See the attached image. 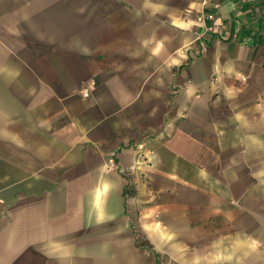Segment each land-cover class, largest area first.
<instances>
[{
	"label": "crops",
	"instance_id": "crops-1",
	"mask_svg": "<svg viewBox=\"0 0 264 264\" xmlns=\"http://www.w3.org/2000/svg\"><path fill=\"white\" fill-rule=\"evenodd\" d=\"M221 189L264 197V0H0V264H184Z\"/></svg>",
	"mask_w": 264,
	"mask_h": 264
},
{
	"label": "rangeland",
	"instance_id": "rangeland-1",
	"mask_svg": "<svg viewBox=\"0 0 264 264\" xmlns=\"http://www.w3.org/2000/svg\"><path fill=\"white\" fill-rule=\"evenodd\" d=\"M237 192V191H236ZM261 191L253 190L248 195L234 197L232 191L219 190V223L206 221L216 215L210 207L203 204L189 203L187 206L188 222L181 223L188 230L187 239L175 237L181 247V254L172 253L171 258L181 256L185 263L199 261L201 257L207 259L216 249L224 250L227 246L238 240L246 243L248 248H264V231L258 221H255L249 213L252 205L264 208V197ZM195 197L201 199V195ZM234 197V198H233ZM193 258V259H192Z\"/></svg>",
	"mask_w": 264,
	"mask_h": 264
},
{
	"label": "built area",
	"instance_id": "built-area-1",
	"mask_svg": "<svg viewBox=\"0 0 264 264\" xmlns=\"http://www.w3.org/2000/svg\"><path fill=\"white\" fill-rule=\"evenodd\" d=\"M207 17H208L209 19H212V18H213V14H212V13H211V14H208ZM81 96H82L83 98H86V97L89 96V90H88V88H84V89L82 90V92H81ZM108 164H109L110 166H114V161H113L112 159H109V160H108Z\"/></svg>",
	"mask_w": 264,
	"mask_h": 264
}]
</instances>
